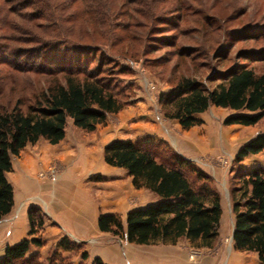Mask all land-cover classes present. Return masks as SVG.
Masks as SVG:
<instances>
[{
    "label": "trees",
    "instance_id": "16d2710c",
    "mask_svg": "<svg viewBox=\"0 0 264 264\" xmlns=\"http://www.w3.org/2000/svg\"><path fill=\"white\" fill-rule=\"evenodd\" d=\"M24 1V15L6 9L9 0H3L5 7L0 9V41L7 43L1 47L4 54L22 58L20 52L10 50L9 43L35 47L28 52L35 57L29 58L31 67L15 66L1 56L0 65L8 70L0 71V99H10L7 106L0 105V221L14 208V190L7 179L13 172L12 158H19L26 147L41 140L59 145L65 139L68 120L74 128L92 133L108 116L121 112L126 105L124 90L112 79L119 71L118 62L141 56L143 48L132 53L131 47H141L148 23L161 13L162 5L173 4L175 13L187 11L182 0ZM11 17H17L19 24ZM178 20L180 24L183 16ZM185 48L173 54L181 63L194 53ZM231 49L225 46L215 53V59L225 66L207 78L208 87L194 78L181 77L159 95L164 119L176 121L188 131L200 127L199 116L214 107L230 112L223 121L227 127L248 128L264 122V72H256L253 66L264 62V56L254 59L245 54L233 62ZM262 152V133L239 148L229 189L233 248L255 254L260 264H264V170L244 167L243 162ZM102 158L105 165L125 170L135 190H147L157 200L129 211L124 221L116 214H100L97 227L101 233L136 246H175L185 240L195 249L214 247L221 201L203 171L176 153H163L151 138L111 141L103 148ZM27 220V238L6 246L0 264H69L57 252L80 250L79 244L63 236L53 257L47 263L39 262L37 255L29 254L31 248L42 247L40 209L29 207ZM80 257L82 264L87 253ZM91 264L105 263L94 258Z\"/></svg>",
    "mask_w": 264,
    "mask_h": 264
},
{
    "label": "rangeland",
    "instance_id": "374dc122",
    "mask_svg": "<svg viewBox=\"0 0 264 264\" xmlns=\"http://www.w3.org/2000/svg\"><path fill=\"white\" fill-rule=\"evenodd\" d=\"M182 1L186 3L187 11L175 13L173 4L169 6L167 3L161 6V13H156L155 18L148 23L149 30L147 29L141 47H131L132 53L143 48L140 51L141 56L118 62L119 71L113 74L112 79L124 90L122 98L126 105L121 112L108 116L105 124L98 126L92 133L74 128L68 120L65 139L59 145L50 146L41 140L34 146L26 147L19 158H12L15 169L7 179L16 193V205L12 214L0 221V236H3V239H0V255L4 243L11 244L7 240L15 229V223L19 221L21 208L24 209L27 204L28 210L29 207L40 204L36 200L38 198H32L38 193L26 195L19 190L15 182V177L19 175L16 166L24 155L30 153L33 156L37 152L52 149L56 150L54 154L57 155V148H60V151L72 152L76 156H80L82 151H87L91 153L83 165V168H87L95 165L99 158L100 164L104 165L103 148L111 141L151 138L163 153H176L209 176V187L218 192L222 210L219 236L214 247L195 249L185 240H180L175 246H136L106 234L83 242L73 241L67 237L81 248L70 253L58 251V255L69 264H81V253L86 252L87 259L82 264H89L95 258L94 254L90 253V248L95 245L97 250L95 254L100 255L105 264H260L255 254L238 252L233 248L231 236L234 218L229 189L232 184V171L236 169L233 160L237 151L257 134H264V122L248 128L227 127L223 125V121L230 112L211 107L200 116L203 121L200 127L184 131L176 121L164 119L158 98L161 93L170 90L181 77L194 78L208 87L207 78L225 66L221 60L215 59V53L225 46L232 47L229 59L233 62L240 56L246 57L245 54L254 59L264 56V0ZM24 2L9 0L6 9L11 8L17 15H24L27 12L23 11ZM4 7L3 0H0V9ZM182 16L184 20L179 24L178 19ZM11 18L15 24H19L17 17ZM34 32L38 34L40 31L33 30L32 33ZM18 36L27 38L24 35ZM4 43L0 41V64L3 56L15 66L24 68L33 65V61L29 59L32 56L28 52L35 48L34 45L9 43L8 46L10 50H14L13 53L18 51L19 55H22L21 59H16L10 57L9 52H7L9 55L4 54L1 50V47L7 44ZM167 44L172 46L168 47ZM175 45L176 47L172 48ZM185 47L194 53L181 63L173 54L175 50ZM32 58L35 60V57ZM253 66L256 72H264V62H255ZM123 67L124 73H120ZM7 70L5 66L0 65V71ZM9 99L1 96V107L7 106L6 100ZM243 166L259 167L264 170V152L245 159ZM71 167L72 165L62 163L60 159L54 157L46 169L34 173L32 177L42 180L43 184L47 185L45 190L48 192L59 190L60 194H63L59 199L64 200L67 199V193L63 191V181L66 180L65 173ZM93 178L95 176L91 177ZM42 199L49 200L45 197ZM35 207L40 209L44 223L50 221L44 208ZM120 217L124 221L125 216ZM43 231L44 229L39 234L42 247L31 248L29 256L37 255L39 262L47 263V260L53 257L56 242L54 243L51 238L43 241Z\"/></svg>",
    "mask_w": 264,
    "mask_h": 264
},
{
    "label": "crops",
    "instance_id": "0c3cea01",
    "mask_svg": "<svg viewBox=\"0 0 264 264\" xmlns=\"http://www.w3.org/2000/svg\"><path fill=\"white\" fill-rule=\"evenodd\" d=\"M55 152L56 150L52 149L37 152L33 156L27 153L16 166L19 173L15 177L17 187L26 195L38 193L36 197L32 196V198H38L39 200H36L40 202L39 205L35 206L44 208L50 219V221L48 220L43 225V241L51 238L54 240V243H57L63 236L73 241L82 242L86 239L90 241V238H99L102 235H106L101 233L97 227V218L100 214L125 216L129 211L144 208L149 204L155 203L157 200L147 190H135L125 170L100 164V158L95 165L83 168L84 162L88 161V157L91 156V153L87 151H82L80 156H76L69 151H60V148H57V155L54 154ZM54 157L60 159L62 163L66 162L68 165H72L65 173L66 180L63 181L62 188L67 193V199L64 200L59 199L63 195L60 194L59 190L56 189L57 192H50L51 190L48 192L45 190V186L47 185L43 184L42 180L32 177L34 173L46 169ZM12 168L14 171L15 167L13 163ZM96 175L101 176L103 178L102 181L91 179V177ZM43 197L49 200H41ZM14 205H16L15 192ZM26 207L24 206V209L21 208L19 211V221L15 223V229H13L10 238L7 240L11 244L6 245L4 243L1 254H3L6 246L16 244L22 239L27 238L28 220ZM11 214L12 212L9 215ZM52 224L54 225L52 226ZM2 237L0 236V239H3ZM88 248L89 245L87 246ZM96 251L95 245H92L90 253L94 254L93 258L102 259L100 255L95 254Z\"/></svg>",
    "mask_w": 264,
    "mask_h": 264
}]
</instances>
